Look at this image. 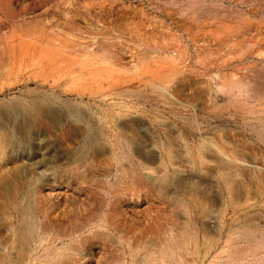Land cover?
Listing matches in <instances>:
<instances>
[{"label": "rangeland", "instance_id": "1", "mask_svg": "<svg viewBox=\"0 0 264 264\" xmlns=\"http://www.w3.org/2000/svg\"><path fill=\"white\" fill-rule=\"evenodd\" d=\"M6 2L36 10L31 34L46 24L48 36L42 42L29 39L37 40L32 52L0 46V264H160L163 256V264H264V0ZM41 6L45 12L37 10ZM236 78L243 85L232 86ZM173 130L185 150L173 144ZM99 152L109 164L101 163ZM176 156L186 157L195 172L187 177L175 170ZM242 160L259 167L233 168ZM156 166L164 171L151 178L147 171ZM204 169L217 171V188ZM209 211L223 226H206ZM107 212L131 231L110 228L106 237L101 224ZM87 215L95 220L74 233L78 218L82 225ZM51 217L58 221L47 229ZM61 229H67L68 249L55 248ZM155 245L165 246L156 251L168 256L159 260ZM60 250L67 254H57ZM143 253L154 260L144 256L142 262Z\"/></svg>", "mask_w": 264, "mask_h": 264}, {"label": "bare ground", "instance_id": "2", "mask_svg": "<svg viewBox=\"0 0 264 264\" xmlns=\"http://www.w3.org/2000/svg\"><path fill=\"white\" fill-rule=\"evenodd\" d=\"M9 1V0H8ZM46 1V0H45ZM27 4V3H26ZM21 6V5H20ZM42 7V6H41ZM39 12H45L46 11V6H43L42 8H38L37 9ZM36 15H37V12H36V10L34 11V9H32V8H29V7H16V8H14V7H11L10 6V4L8 3V2H6V0H0V46H1V48H2V46H4V47H7V49H10V48H12V49H14L16 46H23L24 48H26V47H28L29 49H31V52H32V47L31 46H34V44H36V41L38 40V41H41L42 42V40H45V39H47V32H46V29H45V25L46 24H42V29H40V31H39V33L37 34V35H34V37H36V38H34L33 37V35L31 34L32 33V31L30 30V27H32V22H34L33 20L35 19L34 17H36ZM36 20V19H35ZM9 27V28H8ZM48 33H49V31H48ZM34 38V39H37L36 41H33L32 43H30L31 41H29V39H31V38ZM48 40H49V38H48ZM14 41L15 42H17V43H14ZM51 41V40H50ZM76 44H78V43H76ZM75 44V45H76ZM80 44V43H79ZM75 45H74V47H75ZM73 46V45H72ZM72 46H71V48H72ZM4 47L2 48V49H4ZM35 47H36V45H35ZM18 48V47H17ZM76 48V47H75ZM75 48H72V49H75ZM16 49V48H15ZM70 49V48H69ZM71 49V50H72ZM78 49H79V47H78ZM77 49V50H78ZM151 49V48H150ZM166 49V48H165ZM81 50H82V47H81ZM80 50V51H81ZM156 50V49H155ZM16 51V50H15ZM20 51V50H19ZM75 51H76V49H75ZM79 51V50H78ZM166 51V50H165ZM168 51V50H167ZM46 52H48V50L46 51ZM70 52V51H69ZM35 53V52H34ZM34 53H31L30 55H26V58H28L29 60L30 59H33V57H34ZM60 53V52H59ZM71 53V52H70ZM72 53H74V52H72ZM2 54V53H1ZM69 54V53H68ZM72 55V54H71ZM77 55H78V53H77ZM25 55H23V57H24ZM63 56L65 57V54L63 53ZM57 57V56H56ZM54 58V57H53ZM43 59V58H42ZM56 60H57V58H55ZM42 61V60H41ZM37 62H39V61H37ZM3 63V62H2ZM48 64V63H47ZM49 65H53V63H51V64H48L47 66L49 67V68H52L51 66H49ZM2 66V65H1ZM3 67V66H2ZM54 68V67H53ZM2 70V69H1ZM245 78H246V76H244ZM244 79V78H243ZM251 79V78H250ZM252 80V79H251ZM231 81V80H230ZM229 81V82H230ZM239 81L240 82H238V79L236 78V81H234V83L233 84H235V85H232V86H241V84L243 85V83H241V82H243V80L241 79L240 80V78H239ZM247 82V81H246ZM245 82V83H246ZM237 83H239V85L237 84ZM241 83V84H240ZM244 83V84H245ZM227 84V83H226ZM230 84V83H229ZM237 84V85H236ZM254 87V86H253ZM204 88H206L207 89V87H204ZM250 88V87H249ZM236 89V88H235ZM263 89V88H262ZM103 90V89H102ZM205 90V89H204ZM236 91V90H235ZM101 92H103V91H101ZM101 92H99L100 94H101ZM105 93V92H104ZM107 93V92H106ZM112 93V92H111ZM95 94V93H94ZM91 96V95H90ZM99 96V95H98ZM101 96V95H100ZM102 96H106V94L105 95H102ZM110 95H108V97H109ZM255 96V95H254ZM95 98H98V97H95ZM100 98H102V97H100ZM100 98H99V101H100ZM108 99H110V98H108ZM112 99V98H111ZM103 100H104V98H103ZM102 99H101V101H103ZM110 101V100H109ZM109 101H105V102H109ZM111 103V102H110ZM112 103H113V101H112ZM115 104L116 103H118V101L117 102H114ZM113 103V104H114ZM109 104V103H108ZM118 105H120V106H122V104L120 103V104H118ZM110 106V105H109ZM125 106H126V108H125ZM122 109H124L125 108V110H127V107H129V106H127V105H125ZM112 108V107H111ZM111 108L109 107V110H111ZM114 108V107H113ZM118 108V107H117ZM121 108H118L119 110L121 109ZM37 109V108H36ZM117 109V110H118ZM118 110V111H119ZM43 111H45V110H43ZM111 111H115V110H111ZM122 111V110H121ZM38 112H40V108H39V110H38ZM41 113V112H40ZM43 114L45 113V112H42ZM114 113V112H113ZM116 113H117V111H116ZM263 113V112H262ZM47 114V113H46ZM50 114V113H49ZM71 114V113H70ZM40 115V114H39ZM89 115H91V114H89ZM46 115H44V116H42V117H45ZM47 117H48V115H47ZM76 117V116H75ZM86 117V116H85ZM84 117V118H85ZM97 117V116H96ZM101 117V116H100ZM105 117V116H104ZM77 118V117H76ZM90 118V117H89ZM78 119L79 118H77V119H74V120H77V123L79 124V122H78ZM83 120V117L81 118L80 117V120ZM71 120V119H70ZM95 120H98L99 121V119L98 118H96ZM86 121V118L84 119V122ZM89 121V120H88ZM74 122H76V121H74ZM81 123V122H80ZM83 123V122H82ZM85 124V123H84ZM158 124H161L160 122L158 123ZM71 126V125H70ZM79 126V125H78ZM83 126H85V125H83ZM80 127H81V125H80ZM88 127V126H87ZM86 127V128H87ZM92 127V126H91ZM165 127V126H164ZM168 127V126H167ZM66 128V127H65ZM82 128V127H81ZM80 128V129H81ZM132 128V127H131ZM82 129H85V128H82ZM130 129V128H129ZM136 129V131H138L137 130V128H135ZM163 129V128H162ZM64 130V129H63ZM86 130V129H85ZM91 130V129H90ZM164 130V129H163ZM167 130V129H166ZM165 130V131H166ZM70 131H72V130H70ZM131 131V133H133L134 131H133V129L132 130H130ZM170 131H172V130H170ZM174 131V130H173ZM62 132V131H61ZM79 132H80V130H79ZM83 131H81V133H82ZM90 132V131H89ZM81 133H79V134H81ZM96 133V132H95ZM137 132H135V133H133V135H135ZM167 134V133H166ZM168 136H169V133L167 134ZM170 135H172L171 133H170ZM90 136V135H89ZM89 136H88V138L87 139H89ZM96 136V135H95ZM137 136H140V134L139 135H137ZM137 136H135V137H137ZM171 138H172V142H174L173 144H176L175 146L178 148V149H180V150H183L184 148H183V146L184 145H182L183 144V142H182V140L180 141L179 140V138H178V136L177 135H175V131H174V134L172 135V136H170ZM93 138V137H92ZM91 138V139H92ZM142 138V137H141ZM169 138V137H168ZM87 139H86V141H87ZM93 139H95V138H93ZM181 139V138H180ZM93 141V140H92ZM90 139H89V142H92ZM143 141H145V139H143ZM88 142V143H89ZM182 142V143H181ZM86 143V142H85ZM93 143V142H92ZM109 143V142H108ZM206 143V142H205ZM90 144V143H89ZM145 144H146V142H145ZM149 145V144H148ZM201 145H203V144H201ZM211 145V144H210ZM206 146V145H205ZM102 147H104V146H102ZM110 146H108V148H109ZM203 147V146H202ZM105 148H106V150L107 151H109V149H107V147L105 146ZM111 148V147H110ZM119 148V147H118ZM183 148V149H182ZM201 148V147H200ZM215 148V147H214ZM104 149V148H103ZM206 149H207V151H208V146H206ZM209 149H212V148H210V146H209ZM216 149V148H215ZM102 150V149H101ZM185 150V149H184ZM218 150V149H217ZM105 151V150H104ZM110 151H111V149H110ZM201 151H203V150H201ZM211 151V150H210ZM113 152V151H112ZM204 152V151H203ZM206 152V151H205ZM212 152H213V150H212ZM211 152V153H212ZM100 153L101 152H99V155H100ZM106 153V152H105ZM120 154V153H119ZM181 154V153H180ZM221 154V153H220ZM99 155H98V159H99V161H100V157H99ZM103 155V154H102ZM102 155H100L101 156V158H102ZM106 155V154H105ZM124 155V154H123ZM215 155H216V153H215ZM110 156V155H109ZM120 156V155H119ZM181 156H182V154H181ZM216 156H218V154L216 155ZM220 156V155H219ZM221 156H224V155H221ZM220 156V157H221ZM103 157H104V155H103ZM113 157H114V155H113ZM177 157V156H176ZM219 157V158H220ZM225 157L227 158V156H224V158L222 159V160H224L225 161ZM95 158V157H94ZM97 158V157H96ZM121 158V157H120ZM133 158V157H132ZM132 158H131V160H132ZM180 158V157H179ZM178 157L175 159V160H173V162L171 163L170 161V163L171 164H173V166L175 167V170H176V168L180 171V173L181 174H184V176H185V174H186V176L188 175V174H190V173H194L193 172V167H192V165L187 161V159H186V157H185V159H179ZM184 158V157H183ZM222 158V157H221ZM81 159V158H80ZM227 159H229V158H227ZM233 159V158H232ZM236 159V158H235ZM94 161H96V163L97 162H99V161H97V160H95V159H93ZM107 160V159H106ZM106 160H105V157H104V161H103V159H101V161H103V162H101V163H106V164H109L110 163V159H108V161L106 162ZM116 160V159H115ZM130 160V161H131ZM171 160V161H172ZM133 161V160H132ZM227 161V160H226ZM225 161V162H226ZM235 161V160H234ZM237 161V160H236ZM242 161H244V162H242ZM242 161H238V162H236V164H233L235 167H233V168H235V169H237L236 167H239V168H243V169H246V170H252L253 168L255 169V168H257V167H259V166H257V164L254 162V160L253 161H245V160H242ZM115 162V161H114ZM117 162V161H116ZM115 162V163H116ZM76 163H77V165H79L81 162H79L78 163V160H76ZM94 163V162H93ZM96 163H94V164H96ZM100 163V162H99ZM118 163H120V162H118ZM134 163V162H133ZM132 163V164H133ZM228 163V162H227ZM229 163H231V162H229ZM75 164V161H74V163L72 164V165H74ZM161 164V163H160ZM77 165L75 164V166L77 167ZM93 165V164H92ZM116 165V164H115ZM121 165H123V163L121 164ZM134 165V164H133ZM138 165V164H137ZM136 165V166H137ZM145 165V164H144ZM143 165V166H144ZM163 165V164H162ZM170 165V164H169ZM205 165V164H204ZM94 166V165H93ZM124 166H125V169H127V167H129V165H126V164H124ZM127 166V167H126ZM142 166V167H143ZM148 166V165H147ZM165 166V165H164ZM195 166V165H194ZM232 166V165H231ZM230 166V167H231ZM76 167L74 168V169H76ZM95 167V166H94ZM122 167V166H121ZM135 167V166H134ZM140 167V166H139ZM199 167V166H198ZM211 167H212V164H211ZM211 167H209V168H211ZM91 168H93V167H91ZM95 168H97V167H95ZM102 168V167H101ZM164 168V167H163ZM200 168V167H199ZM232 168V167H231ZM232 168V170H231V172L229 173V174H232V173H234V171H235V169H233ZM73 169V168H72ZM99 169V168H98ZM118 168L116 167V170H117ZM138 169V168H137ZM203 169V168H202ZM260 169V168H259ZM78 170V168L76 169V171ZM92 170V169H91ZM94 170V169H93ZM103 170V169H102ZM105 170V169H104ZM100 171V172H102V173H104L105 171ZM115 170V169H114ZM115 170V171H116ZM119 170V169H118ZM138 170H140V169H138ZM147 170V169H146ZM151 170V171H150ZM150 170H148L147 171V174L150 176H152L153 174L154 175H159L161 172H162V168L161 167H159V166H156L155 168H153V170H152V167L150 168ZM174 170V169H173ZM174 170V171H175ZM73 171V170H72ZM95 171H97L98 173H100L98 170H94V173H95ZM108 171V170H107ZM128 171H129V168H128ZM164 171V170H163ZM216 170H214V172L213 173H207L208 172V170H206L205 171V169H204V172H206L208 175L207 176H205V175H203L204 173H202V175L204 176V177H207V180L209 181V182H211L212 184H215L216 185V188H217V184L216 183H213V182H215L216 181V179H217V174L218 173H216L215 172ZM233 171V172H232ZM121 172V171H120ZM127 172V171H126ZM130 172V171H129ZM197 172H201V170L199 169V170H197ZM210 172V171H209ZM93 173V172H92ZM97 173V174H98ZM136 173H138V172H136ZM90 174H91V172H90ZM128 174V173H127ZM181 174H179V175H181ZM221 174H223V173H221ZM133 176H134V174H132ZM139 175V174H138ZM147 175V176H148ZM177 175H178V173H177ZM176 175V176H177ZM178 175V176H179ZM192 175V174H191ZM197 176V174H193L192 176ZM201 175V176H202ZM224 175L226 176V174H223V177H224ZM85 176V175H84ZM136 176V175H135ZM150 176V177H151ZM183 176V175H182ZM192 176H189V178L190 177H192ZM202 176V177H203ZM218 176H220V177H222L220 174L218 175ZM229 176H232V175H228V177ZM88 177V176H87ZM120 177H121V175H120ZM154 177V176H153ZM172 177V176H171ZM181 177V176H180ZM188 177V176H187ZM198 177V176H197ZM203 177V178H204ZM219 177V178H220ZM222 177V178H223ZM227 177V176H226ZM81 178V177H80ZM119 178V177H118ZM133 178V177H132ZM135 179H137L136 177H134ZM133 178V179H134ZM145 178V177H144ZM152 178V177H151ZM157 178V177H156ZM186 178V177H185ZM189 178H188V181H189ZM194 179H196V177H193ZM199 178V177H198ZM222 178H220V179H222ZM225 178V177H224ZM231 178V177H230ZM121 179V178H120ZM125 179V178H124ZM147 179V178H146ZM145 179V180H146ZM200 179V178H199ZM202 179V178H201ZM226 179H228V178H225V180ZM99 180H101V179H99ZM114 180V184H112L111 183V186L112 185H116V183H115V178L113 179ZM148 180H150V179H148ZM155 180V179H154ZM187 180V179H186ZM218 180V179H217ZM225 180H223V181H225ZM87 181H88V179H87ZM117 181V180H116ZM119 181V180H118ZM125 181H126V179H125ZM135 181V180H134ZM151 181V180H150ZM149 181V182H150ZM191 181V180H190ZM193 181V180H192ZM219 181V180H218ZM102 183H103V181H101ZM141 182V181H140ZM152 182V181H151ZM150 182V183H151ZM170 182V181H169ZM89 183H90V181H89ZM99 183V182H98ZM107 183V182H106ZM105 183V184H106ZM129 183V182H128ZM134 183H136L137 184V182H134ZM142 183V182H141ZM141 183H138V185L139 184H141ZM149 183V184H150ZM92 184V183H91ZM110 184V183H109ZM179 184V183H178ZM103 185V184H102ZM101 185V186H102ZM142 185V184H141ZM153 185V184H152ZM155 185V184H154ZM153 185V186H154ZM120 186V185H119ZM125 185H123V187H124ZM171 186V185H170ZM214 186V185H213ZM143 187H144V185H143ZM147 187H148V185H147ZM150 187V186H149ZM159 187V186H158ZM215 187V186H214ZM213 187V188H214ZM103 188V187H102ZM56 189V188H55ZM127 189V188H126ZM135 189H137V188H135ZM144 189V188H143ZM151 190H152V187L150 188ZM149 189V190H150ZM160 189V188H159ZM158 189V190H159ZM169 189H170V187H169ZM173 188H171V191L172 192H169V193H176V192H174L175 191V189L174 190H172ZM71 190V189H70ZM112 190V189H111ZM115 190H117L116 188H115ZM114 190V191H115ZM128 190V189H127ZM139 190V189H138ZM142 190V189H141ZM154 190V189H153ZM50 190H48V192H49ZM60 190H58V191H56V193H60L59 192ZM118 191H119V189H118ZM120 191H121V189H120ZM119 191V192H120ZM124 191V190H123ZM157 191V190H156ZM65 192H67V191H65ZM69 192V191H68ZM138 192V191H137ZM215 192H217V190L215 189ZM69 193H73V192H69ZM110 193H113V192H110ZM168 193V194H169ZM79 194V193H78ZM82 194V193H81ZM141 194V193H140ZM152 194H154V193H152ZM53 195H54V191H53ZM61 195V194H60ZM75 196L77 195V194H74ZM155 195V194H154ZM157 195V194H156ZM104 196V195H103ZM131 196V195H130ZM177 196V195H176ZM78 197H80L79 195H78ZM111 197V196H110ZM168 197H170V196H168ZM178 197V196H177ZM56 198H57V196H56ZM62 199H64V198H62ZM62 199H60V201L62 200ZM103 199V198H102ZM116 199V198H115ZM121 199V198H120ZM174 198H172L171 200H173ZM113 200V199H112ZM129 200V199H128ZM27 201H28V199H27ZM39 201V200H38ZM64 201V200H63ZM79 201H81V200H79ZM90 201V200H89ZM103 201V200H102ZM175 201V200H174ZM62 202V201H61ZM88 201H86V203H87ZM92 202V201H91ZM91 202H90V204H91ZM82 203V202H81ZM99 203V202H98ZM171 203H172V201H171ZM251 203V202H250ZM126 204V203H125ZM132 204V203H131ZM136 204H137V202H136ZM143 204H145V203H143ZM142 204V205H143ZM175 204V203H174ZM248 204V203H247ZM61 205V204H60ZM76 205H77V203H76ZM98 205V204H97ZM102 205V204H101ZM171 205V204H170ZM66 206V205H65ZM128 206V205H127ZM151 206V205H150ZM250 206V205H249ZM25 207V206H24ZM61 207V206H60ZM125 207V206H124ZM168 207V206H167ZM171 207V206H170ZM251 207V206H250ZM97 208V207H96ZM136 208V207H135ZM140 208V207H139ZM173 208H175V206L173 207ZM95 209V208H94ZM98 209H99V207H98ZM108 208H106V210H107ZM118 209V208H117ZM26 210V209H25ZM52 210V209H51ZM170 210V209H169ZM172 210H174V209H172ZM23 211H24V209H23ZM53 211V210H52ZM130 211V210H129ZM177 211V210H176ZM38 212H40L41 213V215L44 217V219H45V217H46V213H47V211H46V206L45 205H41L40 207H39V210H38ZM89 212V211H88ZM92 212V211H91ZM172 212V211H171ZM175 212V211H174ZM29 213V212H28ZM95 213V212H94ZM74 214V213H73ZM95 214H97V213H95ZM36 215V214H35ZM64 215V214H63ZM94 215V214H93ZM92 215V216H93ZM34 216V215H33ZM82 216V215H81ZM91 215H87V216H85L84 217V219H83V217H81L82 218V221L85 223V224H82V225H80V223H81V221H80V219L78 218V220H79V225L76 223V225L74 226V229H73V232L75 233V232H77V231H81V229L83 228V227H85L89 222H91V221H93V220H95V219H93V217H92ZM95 217V216H94ZM264 217V216H263ZM157 218H159V217H157ZM205 222L208 224V225H206L207 227L210 225V226H215V225H217L218 223H220L219 222V220L221 219H219L218 218V214H216V212H210L209 211V213H207L206 215H205ZM203 218V219H204ZM262 218V217H261ZM23 219V218H22ZM100 219V218H99ZM258 219H260V217L258 218ZM24 220V219H23ZM63 220V219H62ZM172 220V219H171ZM176 220V219H175ZM250 220H251V217H250ZM255 220V219H254ZM253 220V222H255ZM260 220H263V219H260ZM45 221V220H44ZM57 217H51V218H47V229H48V225H50V224H57ZM66 221V220H65ZM221 221V220H220ZM252 221V220H251ZM74 222V221H73ZM126 222V221H125ZM150 222H151V220H150ZM155 222H156V220H155ZM204 222V223H205ZM233 222H235V221H233ZM239 222V221H238ZM250 221L248 220V222L247 223H249ZM252 222V223H253ZM256 222H257V219H256ZM255 222V223H256ZM259 222V221H258ZM41 223V222H40ZM45 223V222H44ZM179 224H180V221L178 222ZM177 223V224H178ZM222 223V222H221ZM220 223V224H221ZM260 223V222H259ZM62 224V223H61ZM98 224V223H97ZM100 224H101V221H100ZM127 224H129L130 226H131V228H132V224H131V222H127ZM250 224V223H249ZM263 224H264V220H263ZM18 225V224H17ZM67 225V224H66ZM126 225V224H125ZM146 225V224H145ZM160 225V224H159ZM176 225V224H175ZM222 225V224H221ZM234 225V224H233ZM240 225V224H239ZM261 225H262V223H261ZM45 226V225H44ZM43 226V227H44ZM54 226V225H53ZM52 226V227H53ZM62 226H64V225H62ZM101 226H102V228L103 229H105L106 228V230H108V229H113L114 231H120L121 233L123 232V231H125V232H123V233H127L128 232V230L129 231H131L130 229H128V228H126V227H124V223H121L120 222V220L119 219H117V217H115L114 215H113V213L111 212H107V213H105V218H104V220H102V224H101ZM223 226V225H222ZM229 226V225H228ZM258 226V225H257ZM40 227V226H39ZM43 227H40V228H42L43 229ZM55 227V226H54ZM60 227V226H59ZM97 227V226H96ZM95 227V228H96ZM158 227V226H157ZM177 227H178V225H177ZM181 227V226H180ZM211 227V228H212ZM229 227H231V226H229ZM51 228V227H50ZM61 228V227H60ZM59 228V229H60ZM66 228H68V226H66ZM161 228V227H160ZM183 228V227H182ZM215 228V227H214ZM232 228V227H231ZM230 228V230L232 231V230H235L236 229V227H233V229H231ZM242 228V227H241ZM245 228V227H244ZM58 229V230H59ZM98 229V228H97ZM149 229V228H148ZM220 229H222V228H220ZM219 228H218V230H216L217 232L220 230ZM237 229H238V227H237ZM236 229V230H237ZM39 230V229H38ZM44 230V229H43ZM55 230V229H54ZM67 230V229H66ZM66 230H64V231H62V229H61V232L60 231H58V232H60L59 233V236L57 237V239L58 240H62L61 241V243L59 244V246H57V247H55V248H59V247H61L62 249H63V247H68L69 246V248H70V245H68L69 243H67L66 241H64V238L66 237V236H68V234L67 233H65V231ZM84 230V229H83ZM82 230V231H83ZM171 230V229H170ZM226 230H229V229H226ZM229 230V231H230ZM239 230V229H238ZM243 230H245V229H243ZM249 230V232H250V229H248ZM259 230H260V227H259ZM14 231V230H13ZM71 231V230H70ZM91 231H94V229H92ZM98 230H96V232H97ZM116 231V232H117ZM142 231V230H141ZM225 231V230H224ZM230 231V232H231ZM246 231V230H245ZM23 232V231H22ZM40 232V231H39ZM72 232V233H73ZM95 232V231H94ZM102 232L103 233H105L106 231L104 230H102ZM155 232V231H154ZM172 232V231H171ZM175 232V231H174ZM183 232V231H182ZM230 232H225L226 234H225V236L226 235H229V234H227V233H230ZM247 232V231H246ZM263 232V231H262ZM32 233V232H31ZM55 233H57V232H55ZM88 233V232H87ZM100 233H101V231H100ZM103 233H101V234H103ZM109 234V230H108V232H106V237H107V235ZM132 233H133V230H132ZM138 233V232H137ZM140 233V232H139ZM138 233V234H139ZM142 233V232H141ZM145 233V232H144ZM233 233V232H232ZM238 233V232H237ZM236 233V234H237ZM241 233V232H240ZM240 233H238V235L237 236H240L241 234ZM21 234V233H20ZM44 234V233H43ZM96 234V233H95ZM97 234H98V232H97ZM136 234V233H135ZM243 234H244V232H243ZM246 234V233H245ZM244 234V235H245ZM248 234V233H247ZM246 234V235H247ZM252 234H253V232H252ZM255 234V233H254ZM260 234V233H259ZM262 234V233H261ZM24 235V234H23ZM22 235V236H23ZM52 235V234H51ZM127 235V234H126ZM125 235V236H126ZM144 235V234H143ZM147 235H148V233H147ZM181 235H183L182 233H181ZM231 235V234H230ZM263 235V234H262ZM41 236V235H40ZM40 236H38V237H40ZM54 236V235H53ZM102 236V235H101ZM105 236V235H104ZM103 236V237H104ZM110 236H111V232H110ZM118 236V235H117ZM134 236H136V235H134ZM233 236H235L234 234H233ZM248 236V235H247ZM254 236V235H253ZM258 236H260V235H258ZM21 237V236H20ZM77 237V236H76ZM102 237V238H103ZM115 237V236H114ZM119 237V236H118ZM149 237V236H148ZM152 237H154V234H153V236ZM179 237H181L180 236V234H179ZM182 237H184V236H182ZM181 237V238H182ZM229 237V236H228ZM249 237V236H248ZM252 237V236H251ZM263 237H264V235H263ZM263 237H261V238H263ZM25 238V237H24ZM37 238V237H36ZM56 238V237H55ZM78 238H81V237H78ZM90 238V237H89ZM116 238V237H115ZM137 238H138V236H137ZM142 238H143V236H142ZM159 238V237H158ZM163 238V237H162ZM175 238V237H174ZM240 238H241V236H240ZM40 239V238H39ZM42 239H44V238H41V241H43ZM117 239V238H116ZM133 239H135V237L133 238ZM130 240V244L132 243V241H134V240ZM161 239V238H160ZM176 239V238H175ZM227 239V238H226ZM225 238H224V242H226L227 240H226ZM230 239H232V238H230ZM248 239H250V238H248ZM252 239V238H251ZM36 240V239H35ZM75 240V239H74ZM73 240V241H74ZM81 240V239H80ZM118 240V239H117ZM137 240V239H136ZM139 240V239H138ZM219 240V239H218ZM252 240H254V239H252ZM261 240V239H260ZM25 241H26V239H25ZM24 241V242H25ZM37 241H38V239H37ZM40 241V240H39ZM41 241H40V243H41ZM46 240H44V242H45ZM76 241V240H75ZM107 241H108V239H107ZM111 241H113V240H111ZM126 241V240H125ZM142 241V240H141ZM164 241V240H163ZM162 241V242H163ZM171 241H172V239H171ZM217 241V240H216ZM230 241V240H229ZM77 242V241H76ZM79 242V241H78ZM82 242V241H81ZM119 242H120V237H119ZM122 242H123V240H122ZM137 242V241H136ZM159 242V241H158ZM221 242V244H223L222 242V240L220 241ZM39 243V244H40ZM49 243H51V242H49ZM58 243V242H57ZM71 243H73V242H71ZM75 243V242H74ZM135 243V242H134ZM134 243L133 244H131L132 246L134 245ZM138 244L140 243V240L137 242ZM148 243H150V242H147V244ZM167 243V242H166ZM171 243V242H170ZM34 244V243H33ZM45 244V243H44ZM83 244V243H82ZM120 244V243H119ZM129 244V245H130ZM143 244V243H142ZM150 244H152V243H150ZM154 244V243H153ZM152 244V245H153ZM176 244V243H175ZM219 244V243H218ZM36 245H37V243H36ZM55 245V244H54ZM78 246L76 243L74 244V246ZM113 245V244H112ZM112 245H109V246H112ZM118 245V244H117ZM144 245H146V244H144ZM144 245H143V247H144ZM149 245V244H148ZM227 245H228V243H227ZM226 245V246H227ZM40 246V245H39ZM45 246V245H44ZM43 246V247H44ZM71 246H72V244H71ZM74 246H72V247H74ZM75 246V247H76ZM91 246V245H90ZM93 246H94V244H93ZM115 246V245H114ZM132 246H130V248L132 247ZM135 246V245H134ZM133 246V247H134ZM142 246V245H141ZM156 246V245H155ZM170 246V245H169ZM215 245H213V247H214ZM220 246V245H219ZM229 246V245H228ZM227 246V247H228ZM234 245H232L231 247H233ZM237 246V245H236ZM240 246H242V245H240ZM249 246V245H248ZM49 247H52V246H50L49 245ZM96 247V246H95ZM120 247V246H119ZM145 247H147V245L145 246ZM151 247H153V246H151ZM160 246H156V248H159ZM163 247H165V246H163ZM162 246L160 247L161 248V250H162V248H163ZM167 247V246H166ZM216 247H218V245L216 246ZM221 247H223V246H221ZM28 248V247H27ZM37 248V247H36ZM40 248H42V247H40ZM105 248V247H104ZM117 248V247H116ZM130 248H128V246H127V249H130ZM148 248V247H147ZM154 248V247H153ZM152 248V250L154 251V253H155V251L156 250H160V248L159 249H153ZM168 248V247H167ZM44 249V248H43ZM66 249H68V248H66ZM66 249H64L65 251H66ZM73 249V248H72ZM71 249V250H72ZM76 249V248H75ZM91 249V248H90ZM107 249V248H106ZM114 249V248H113ZM145 249V248H144ZM149 249V251L151 250L150 249V247L148 248ZM169 249V248H168ZM219 249V248H218ZM222 249V248H221ZM236 249V248H235ZM28 250V249H27ZM34 250H36V249H34ZM55 250H57V249H55ZM74 250V249H73ZM119 250V249H118ZM146 250V249H145ZM163 250H164V248H163ZM165 250H167V249H165ZM246 250V249H245ZM248 250V249H247ZM45 251V250H44ZM51 251V250H50ZM102 251H103V249H102ZM131 251H133V249L131 250ZM149 251H145V254L146 253H148ZM218 251V250H217ZM236 251H239V250H236ZM33 252V251H32ZM58 252V251H57ZM62 252H64V251H62ZM61 252V250H60V252H58L57 254H59V253H62ZM73 252V251H72ZM101 252V251H100ZM136 252V251H135ZM151 252V254H152V251H150ZM158 251H156V253H157ZM159 252H161V251H159ZM158 252V254H159V256H158V258H159V260H161L160 259V255H161V257H162V255H166V256H168V254L166 253V254H162V252H161V254ZM165 252H167V251H165ZM170 252V251H169ZM214 252V251H213ZM251 252H254V251H251ZM49 253V252H48ZM51 253H53V251L51 252ZM54 253H55V251H54ZM65 254H67L66 252H64ZM63 253V254H64ZM95 253V252H94ZM117 253H118V251H117ZM130 253V252H129ZM129 253H128V255H129ZM164 253V252H163ZM217 253V252H216ZM62 254V255H63ZM68 254H71L70 252H68ZM99 254V253H98ZM115 254V253H114ZM119 254V253H118ZM131 254H132V252H131ZM157 254V255H158ZM172 254V253H171ZM170 254V255H171ZM219 254V253H218ZM49 255V254H48ZM51 255V254H50ZM61 255V254H60ZM95 255H96V253H95ZM149 255H150V253H149ZM155 255V254H154ZM153 254H152V256H154ZM156 255V256H157ZM250 255V254H249ZM45 256V255H44ZM54 257H55V255H53ZM72 256H73V254H72ZM118 256V255H117ZM116 256V257H117ZM144 256H146V255H144V253L142 254V256H141V261L143 262V258L145 259V257ZM210 256V255H209ZM35 257V256H34ZM48 257V256H47ZM52 257V256H51ZM57 257V259H59L58 258V256H56ZM60 258H61V256H59ZM65 257V256H64ZM100 257V256H99ZM150 258H151V256H149ZM172 257V256H171ZM206 257H208V256H206ZM206 257H205V259H206ZM30 258V257H29ZM37 258H38V256H37ZM71 258H73V257H70V259ZM96 258V257H95ZM113 258V257H112ZM119 258H121V257H118V259ZM146 258L148 259V260H154L153 258H151V259H149L147 256H146ZM154 258H155V256H154ZM157 258V259H158ZM163 258H165V256H163L162 257V260H163ZM170 258V257H169ZM219 258V257H218ZM36 259V258H35ZM52 259V258H51ZM62 259V258H61ZM76 259V258H75ZM114 259H115V257H114ZM113 259V260H114ZM122 259V258H121ZM172 259V258H171ZM209 259V258H208ZM207 259V260H208ZM212 259V258H211ZM216 258H214V260H215ZM2 260V259H1ZM32 260V259H31ZM72 260V259H71ZM123 260H124V258H123ZM159 260H157V262L159 261ZM162 260H161V263H162ZM27 261H30V259L29 260H27ZM145 261V260H144ZM171 261V260H170ZM209 261V260H208ZM26 262V261H25ZM64 262V261H63ZM131 262V261H130ZM21 263V262H20ZM31 263H32V261H31ZM92 263V262H91ZM139 263H140V261H139ZM146 264H148L147 262H145ZM160 263V264H161ZM164 263V262H163ZM162 263V264H163ZM173 263V262H172ZM26 264V263H25ZM28 264H30V262L28 263ZM47 264V263H46ZM60 264V263H59ZM70 264V263H69ZM73 264V263H72ZM152 264H153V262H152ZM174 264V263H173Z\"/></svg>", "mask_w": 264, "mask_h": 264}]
</instances>
